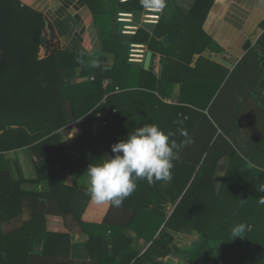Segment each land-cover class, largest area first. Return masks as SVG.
Wrapping results in <instances>:
<instances>
[{
  "label": "trees",
  "instance_id": "trees-1",
  "mask_svg": "<svg viewBox=\"0 0 264 264\" xmlns=\"http://www.w3.org/2000/svg\"><path fill=\"white\" fill-rule=\"evenodd\" d=\"M85 1L114 61L110 70L100 64L84 69L85 81L74 84L82 56L51 47V31L43 46L46 55L39 59L43 15L19 0H0V172L7 167L5 152L29 147L37 162V176L29 182L47 183L49 188L47 193L23 192L21 181L0 176V264H77L69 258L67 235L48 230L49 215L81 226L88 261L78 264H163L172 253L173 234L190 233L198 239L186 251V264H264V156L244 158L222 138L213 141L216 131L201 111L228 71L220 69L212 89L206 81L211 72L206 68L199 72L205 60L199 58L195 68L189 67L195 54L216 49L202 29L211 0H196L188 13L175 0H166L158 25L134 36L120 33L115 14L119 9L141 10V0L125 5L118 0ZM259 28L264 30V19ZM164 37L169 38L168 46ZM131 44L160 54L158 77L152 67L144 70L128 62ZM251 45L249 41L245 48L264 61ZM195 74L204 76L197 96L191 83ZM173 84L180 86L178 103L168 104L164 98L170 97ZM90 113L100 125L105 123L101 137L83 138L79 156L72 158L64 153L57 132ZM201 117L208 126H202L203 132L197 131ZM151 123L172 132L181 145L171 179L153 183L139 179L120 207L109 204L101 222L83 221L89 196L66 187L56 176L101 163L113 144ZM260 145L264 146V137ZM224 155L229 164L216 190L214 175ZM24 197L32 200L34 221L3 232L2 222L18 214ZM91 209L88 217L94 218ZM239 224L244 230L234 233ZM127 231L146 245L143 253L136 251ZM36 241L42 242L39 254L34 253Z\"/></svg>",
  "mask_w": 264,
  "mask_h": 264
},
{
  "label": "crops",
  "instance_id": "crops-1",
  "mask_svg": "<svg viewBox=\"0 0 264 264\" xmlns=\"http://www.w3.org/2000/svg\"><path fill=\"white\" fill-rule=\"evenodd\" d=\"M19 2L43 15L49 24L50 35L51 31L53 34L51 45L60 51L82 56L83 62L75 70L74 84L85 81V78L81 76L84 69L97 64L104 66L107 70L112 68L113 55L103 47L99 28L85 0H19ZM175 2L184 13H188L196 0H175ZM263 19L264 0H211L202 29L215 43L216 49H205L201 54H195L189 65L190 68H195L199 58L205 60L200 64L199 72H202L203 68L211 72L210 76H206V81L212 84V89L216 84L214 77L219 75L220 69L228 71L212 96L207 109L201 113L216 131L213 141L222 138L230 148L244 158L255 155L264 156V146L260 145L264 137V61L252 53V50H249L250 47L245 48L247 42L251 41V47L257 48L260 56L264 55V30L259 28ZM144 30L150 32L152 28ZM50 35L47 40L50 39ZM42 52L43 54L40 55ZM151 54L148 68L152 67L154 75L158 77L161 57L158 53L151 52ZM45 55V48L40 47L38 58L42 59ZM128 62L143 68L144 61L142 63ZM203 78L204 76L199 74L192 77L191 83L194 85L196 96L203 90L201 87L204 83ZM103 85H107V80ZM179 90L180 86L173 84L170 97L164 98V102L167 103L169 100L171 103L168 104H177ZM94 118L95 116L90 113L57 132L61 140H67V143L63 144L65 154L76 158L79 156V144L83 138L99 139L101 137V125ZM206 120L199 118L197 131L203 132L202 126L208 127ZM106 155L109 154L105 153L104 157ZM4 158L7 167L0 172L1 177L21 181L20 188L23 192H48L47 183L29 182L37 176L36 158L29 147L5 152ZM228 164L229 158L226 155L217 162L214 179L217 175L222 178L218 189ZM85 172L86 170L82 169L72 174L59 173L56 180L88 196ZM215 188H217L216 185ZM31 201L28 197L23 198L18 214L2 222L4 223L1 225L3 232H9L21 227L24 223L34 221L35 213ZM45 203L40 204L43 206ZM40 204H38V211L36 210L38 213H41ZM109 204H96L90 199L81 219L85 222H101ZM90 208L94 218L88 217ZM46 221L48 230L67 235L70 259L77 264L88 261L83 251L87 237L78 223L65 221L54 215L47 216ZM41 249L42 242L36 241L34 253H41Z\"/></svg>",
  "mask_w": 264,
  "mask_h": 264
},
{
  "label": "clouds",
  "instance_id": "clouds-1",
  "mask_svg": "<svg viewBox=\"0 0 264 264\" xmlns=\"http://www.w3.org/2000/svg\"><path fill=\"white\" fill-rule=\"evenodd\" d=\"M146 7L161 10L166 0H141ZM182 124V121H175ZM186 135L183 129H178ZM172 132L165 133L157 124H144L129 133L125 139L111 146V154L99 164H89L85 174L87 195L96 204L110 203L120 207L137 187L139 179L169 181L174 161L179 159L181 145L172 139ZM185 142H190L186 140ZM245 226L236 225L234 233L242 232Z\"/></svg>",
  "mask_w": 264,
  "mask_h": 264
},
{
  "label": "built area",
  "instance_id": "built-area-1",
  "mask_svg": "<svg viewBox=\"0 0 264 264\" xmlns=\"http://www.w3.org/2000/svg\"><path fill=\"white\" fill-rule=\"evenodd\" d=\"M135 0H118L119 4L125 5L134 2ZM164 8L156 10L143 5L141 10H124L119 9L115 14V21L120 26V33L124 36H134L141 29L154 28L158 25L163 14ZM129 50L128 61L134 63H142L145 59L146 51H143L144 45L131 44ZM92 79V78H91ZM171 103V101H167ZM97 119L99 114L96 115ZM105 123H101L104 125ZM65 145L67 140H62Z\"/></svg>",
  "mask_w": 264,
  "mask_h": 264
},
{
  "label": "rangeland",
  "instance_id": "rangeland-1",
  "mask_svg": "<svg viewBox=\"0 0 264 264\" xmlns=\"http://www.w3.org/2000/svg\"><path fill=\"white\" fill-rule=\"evenodd\" d=\"M148 29V28H146ZM153 29V28H152ZM45 31L43 32V35H45ZM44 48L43 46H41ZM51 47H54L51 45ZM130 50V47H129ZM143 51L148 50L147 46L144 45ZM149 51V50H148ZM43 52L40 54L42 55ZM129 55V52H128ZM129 59V56H128ZM224 165V163H223ZM215 176V175H214ZM220 179H222L220 176H216L214 179L216 189H218L220 184ZM170 207L167 208L169 210ZM126 234L133 239V244L135 246V249L137 252L143 253L146 249V245L141 242L132 232L127 231ZM173 244H172V253L165 257L163 259V264H186L185 263V254L188 249H190L193 245V243L198 239V236L196 233H190V234H173Z\"/></svg>",
  "mask_w": 264,
  "mask_h": 264
},
{
  "label": "water",
  "instance_id": "water-1",
  "mask_svg": "<svg viewBox=\"0 0 264 264\" xmlns=\"http://www.w3.org/2000/svg\"><path fill=\"white\" fill-rule=\"evenodd\" d=\"M45 31H46V34L45 35H42L41 38H40V44L41 46H44L45 43H46V40L47 38L49 37L50 35V29H49V24L47 21H45ZM163 43L165 45H169L170 41H169V38L168 37H164L162 39ZM151 52H146V55H145V59H144V63H143V68L144 69H148L149 67V63H150V60H151Z\"/></svg>",
  "mask_w": 264,
  "mask_h": 264
}]
</instances>
